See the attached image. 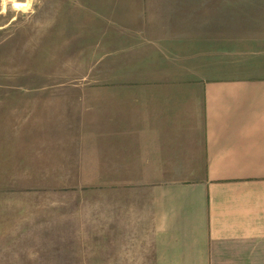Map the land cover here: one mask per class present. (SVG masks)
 <instances>
[{
	"label": "rangeland",
	"instance_id": "374dc122",
	"mask_svg": "<svg viewBox=\"0 0 264 264\" xmlns=\"http://www.w3.org/2000/svg\"><path fill=\"white\" fill-rule=\"evenodd\" d=\"M263 28L264 0H0V264H154L151 167L101 163L103 113Z\"/></svg>",
	"mask_w": 264,
	"mask_h": 264
},
{
	"label": "crops",
	"instance_id": "0c3cea01",
	"mask_svg": "<svg viewBox=\"0 0 264 264\" xmlns=\"http://www.w3.org/2000/svg\"><path fill=\"white\" fill-rule=\"evenodd\" d=\"M259 34L262 45L230 56L228 76L140 83L123 110L112 97L120 108L103 113L101 163L151 167L134 180L145 182L154 264H264Z\"/></svg>",
	"mask_w": 264,
	"mask_h": 264
}]
</instances>
